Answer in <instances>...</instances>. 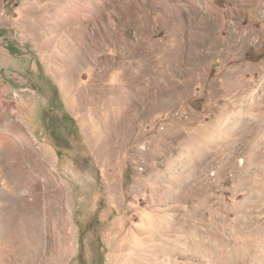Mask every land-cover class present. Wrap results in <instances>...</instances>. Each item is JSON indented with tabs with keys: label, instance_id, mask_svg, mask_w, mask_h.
<instances>
[{
	"label": "rangeland",
	"instance_id": "rangeland-1",
	"mask_svg": "<svg viewBox=\"0 0 264 264\" xmlns=\"http://www.w3.org/2000/svg\"><path fill=\"white\" fill-rule=\"evenodd\" d=\"M0 264H264V0H0Z\"/></svg>",
	"mask_w": 264,
	"mask_h": 264
}]
</instances>
